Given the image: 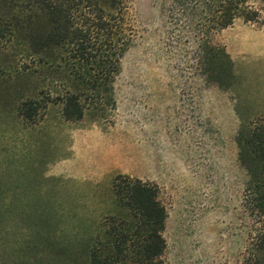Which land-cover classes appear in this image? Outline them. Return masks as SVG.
<instances>
[{
    "label": "rangeland",
    "instance_id": "374dc122",
    "mask_svg": "<svg viewBox=\"0 0 264 264\" xmlns=\"http://www.w3.org/2000/svg\"><path fill=\"white\" fill-rule=\"evenodd\" d=\"M173 2L128 0L134 43L113 102L81 121L49 104L62 91L48 67L0 40V264H88L119 176L159 188L166 264H241L253 222L237 138L264 123V26L236 19L209 40L229 63L208 66V39ZM30 99L35 124L19 114Z\"/></svg>",
    "mask_w": 264,
    "mask_h": 264
},
{
    "label": "trees",
    "instance_id": "16d2710c",
    "mask_svg": "<svg viewBox=\"0 0 264 264\" xmlns=\"http://www.w3.org/2000/svg\"><path fill=\"white\" fill-rule=\"evenodd\" d=\"M250 1L174 0L208 39L203 45L208 66L229 63L225 50L209 40L236 19L264 26V0H258L259 8ZM130 10L128 0H0V40L4 49L20 48L37 68L48 67L49 87L62 91L49 95V104L61 103L67 121H81L89 106L113 102L122 59L134 43ZM39 109V101L30 99L19 114L35 124ZM237 144L249 178L245 209L253 222L241 264H264V123L241 132ZM113 192L117 211L101 224L88 264H166L167 211L159 188L119 176Z\"/></svg>",
    "mask_w": 264,
    "mask_h": 264
},
{
    "label": "crops",
    "instance_id": "0c3cea01",
    "mask_svg": "<svg viewBox=\"0 0 264 264\" xmlns=\"http://www.w3.org/2000/svg\"><path fill=\"white\" fill-rule=\"evenodd\" d=\"M212 96H213V93L209 92L208 90H206L205 93L202 95L205 103H207L211 99ZM145 165H146V168H147V180H149L150 182H155L156 178H155V176H153L154 175L153 174V170H152V172H150L151 169H150L149 156H147V159L145 160ZM155 183H157V182H155Z\"/></svg>",
    "mask_w": 264,
    "mask_h": 264
}]
</instances>
